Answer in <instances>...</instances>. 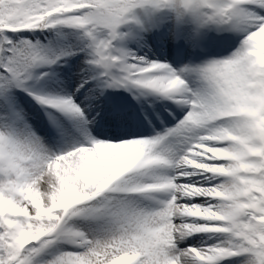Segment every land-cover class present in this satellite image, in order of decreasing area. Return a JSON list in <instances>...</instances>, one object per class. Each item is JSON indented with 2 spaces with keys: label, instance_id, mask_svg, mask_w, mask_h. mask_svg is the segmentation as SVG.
Returning <instances> with one entry per match:
<instances>
[{
  "label": "snow or ice",
  "instance_id": "snow-or-ice-1",
  "mask_svg": "<svg viewBox=\"0 0 264 264\" xmlns=\"http://www.w3.org/2000/svg\"><path fill=\"white\" fill-rule=\"evenodd\" d=\"M0 264H264V0H0Z\"/></svg>",
  "mask_w": 264,
  "mask_h": 264
},
{
  "label": "rangeland",
  "instance_id": "rangeland-1",
  "mask_svg": "<svg viewBox=\"0 0 264 264\" xmlns=\"http://www.w3.org/2000/svg\"><path fill=\"white\" fill-rule=\"evenodd\" d=\"M188 27H190V25H188ZM132 47H135V45L133 44ZM162 52H163L164 55H169L167 49L162 50ZM150 54H151V53H150ZM160 54H161V53H160ZM170 59H171V57H170ZM109 91L111 92V91H113V90H109ZM119 91L122 92L123 95H124V97H126L129 101H131L132 104H135V103H136L134 100L131 99V96H130L128 93L123 92L122 89L119 90Z\"/></svg>",
  "mask_w": 264,
  "mask_h": 264
},
{
  "label": "bare ground",
  "instance_id": "bare-ground-1",
  "mask_svg": "<svg viewBox=\"0 0 264 264\" xmlns=\"http://www.w3.org/2000/svg\"><path fill=\"white\" fill-rule=\"evenodd\" d=\"M151 55V54H150ZM157 55H160V53H157Z\"/></svg>",
  "mask_w": 264,
  "mask_h": 264
}]
</instances>
